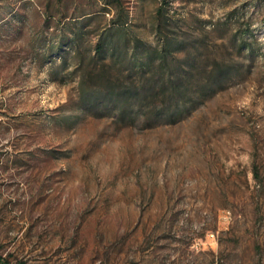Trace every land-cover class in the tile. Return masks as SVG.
Returning a JSON list of instances; mask_svg holds the SVG:
<instances>
[{
  "label": "rangeland",
  "instance_id": "obj_1",
  "mask_svg": "<svg viewBox=\"0 0 264 264\" xmlns=\"http://www.w3.org/2000/svg\"><path fill=\"white\" fill-rule=\"evenodd\" d=\"M162 1L0 0L10 264H264V0H170L159 19ZM118 21L141 51L163 42L161 26L182 42L184 68L200 60L183 119L149 126L157 109L140 102L124 122L112 105L81 102L83 73L103 66L95 44ZM219 63L231 66L223 81ZM211 80L218 90L202 101Z\"/></svg>",
  "mask_w": 264,
  "mask_h": 264
},
{
  "label": "trees",
  "instance_id": "obj_2",
  "mask_svg": "<svg viewBox=\"0 0 264 264\" xmlns=\"http://www.w3.org/2000/svg\"><path fill=\"white\" fill-rule=\"evenodd\" d=\"M162 2L163 5L157 11L159 19L166 16L165 7L170 5V0ZM123 22L118 21L99 36L91 59L103 66L99 73L91 72L94 76L83 73L79 81L81 102L91 110L112 105L124 122H133L137 118L133 112L140 102L139 107L151 106L154 107L152 111L157 109L145 116L149 126L155 123V119L164 123L183 119L197 106L195 99L182 100L181 95L189 85L194 68L199 67L200 60L190 62L189 59L190 66L184 68L183 61L178 59L182 42L177 37L164 34L161 26L157 33L165 35L162 37L163 42L153 47L147 46L141 51L139 40L127 34ZM249 45L251 43L243 38L239 48ZM124 68L135 70L133 72L136 74L123 78ZM212 72L214 75L216 73L213 78L223 81L230 76L231 66L219 63ZM217 90L214 81H207L199 88L198 97L203 101ZM0 264L10 262L0 255Z\"/></svg>",
  "mask_w": 264,
  "mask_h": 264
}]
</instances>
